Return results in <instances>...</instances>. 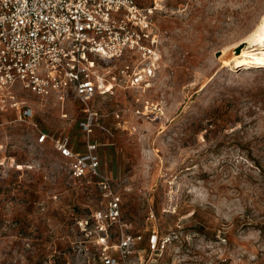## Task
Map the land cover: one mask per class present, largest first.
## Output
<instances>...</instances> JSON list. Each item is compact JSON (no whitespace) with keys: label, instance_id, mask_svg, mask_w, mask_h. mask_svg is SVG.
Listing matches in <instances>:
<instances>
[{"label":"rangeland","instance_id":"374dc122","mask_svg":"<svg viewBox=\"0 0 264 264\" xmlns=\"http://www.w3.org/2000/svg\"><path fill=\"white\" fill-rule=\"evenodd\" d=\"M135 1L154 7L161 58L143 86L88 104L99 178L74 181L51 142H36L64 135L85 151L79 102L17 87L32 119L0 112V264H101L78 225L108 202L100 179L144 259L156 230L169 242L155 264H264V66L232 68L264 0Z\"/></svg>","mask_w":264,"mask_h":264},{"label":"built area","instance_id":"2783aa9c","mask_svg":"<svg viewBox=\"0 0 264 264\" xmlns=\"http://www.w3.org/2000/svg\"><path fill=\"white\" fill-rule=\"evenodd\" d=\"M154 11L135 0H0V112L13 111L20 123L32 119L33 111L20 102L17 87L39 99L79 102L87 116L79 122L87 137L85 151H74L64 135L50 137L38 131L36 136L37 144L50 141L68 161L74 181L99 178L98 145L89 139L96 115L88 104L117 89L141 87L157 70L162 36ZM97 186L108 202L78 225L99 252L101 264H155L169 239L152 230L144 259V250L136 248L142 236L123 229L120 197L107 179L97 181ZM113 227L119 231L110 245Z\"/></svg>","mask_w":264,"mask_h":264},{"label":"bare ground","instance_id":"6f19581e","mask_svg":"<svg viewBox=\"0 0 264 264\" xmlns=\"http://www.w3.org/2000/svg\"><path fill=\"white\" fill-rule=\"evenodd\" d=\"M242 41L247 42L249 47L247 46L246 50L234 57L232 68L264 66V14L260 17L254 29ZM256 47L261 48L255 49Z\"/></svg>","mask_w":264,"mask_h":264}]
</instances>
